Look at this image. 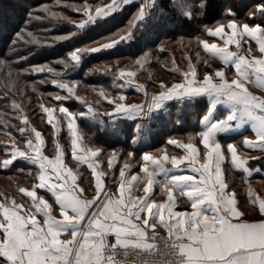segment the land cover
<instances>
[{"label": "snow or ice", "instance_id": "1", "mask_svg": "<svg viewBox=\"0 0 264 264\" xmlns=\"http://www.w3.org/2000/svg\"><path fill=\"white\" fill-rule=\"evenodd\" d=\"M60 2L57 0V4ZM130 2L82 0L80 4L65 3V7L81 14L78 21L44 5L29 9L25 29L32 20L42 18L71 24L72 31L45 41L51 47L58 42L74 40L106 22ZM170 4L183 19L193 18V6L187 0H170ZM203 7L201 4L200 8ZM157 9L161 13L164 11L158 0H144L124 28L74 47L54 62L29 65L16 73L17 76L45 74L44 79L31 83L34 94L38 93V84L50 83L59 90L47 94L58 105L54 103L49 107L41 103L39 107L53 127L56 123L67 122L72 136V156L77 162L87 163L95 178L94 187L91 183L85 186L78 183L79 163L76 170L65 164L59 145L54 158L45 155L42 133L30 125L28 115L24 114V104L16 99L17 94H27L11 75L5 82L6 90L0 94V109L11 107L20 125L3 119V111H0V123L5 131L14 128L24 147L18 146L17 138L7 131L8 141H0V169L8 170L15 162L24 161L35 171L28 169L31 186H20L16 196L0 192V264H264V198L254 197L249 186L253 211L259 213L258 218L250 219L241 209L235 190H230L231 182L226 179L223 168L229 156L231 167L246 174L261 171L260 162H264V154L253 157L257 168L249 169V158L240 155L238 149V145H242L264 153V95L249 90V86L264 90V0L249 8L243 19L229 7L225 15L231 18L226 23L218 22L214 27L205 25L203 30L219 38L221 43L194 37L207 58L218 59L224 67L204 72L201 79L197 64L207 63V59L197 53V62L194 64L189 59L187 70L174 69L182 77L179 82L167 86L161 81V90L152 94L146 103H124L122 93L118 102L101 88L98 97L110 102L111 111L100 113L77 95L79 81L67 79L87 57L111 53L118 46L131 43ZM36 11L45 13L46 17L34 15ZM249 20L259 22L250 24ZM25 29L15 34L17 40L24 39ZM26 35L31 38L30 43L40 44L32 32ZM101 40L105 42L100 43ZM253 41L258 49L255 55L252 54ZM160 51H164L162 45ZM26 59L18 57L16 62ZM151 59L148 51L137 57L135 64L143 68ZM226 68L234 69L231 78ZM135 75L129 66L119 68L113 74V83L119 77L125 81L121 88L134 85L143 90L144 85L131 79ZM144 94L148 97L147 92ZM44 95L39 92V96ZM73 98L84 105L83 110L73 112L66 106ZM198 99L207 101L205 112L199 118L201 131L189 134L187 143L171 137L166 142L181 149L180 156L169 155L161 149L143 151L138 162L140 171L134 172L131 161L135 152L129 150L117 178L115 171L109 176L97 170L100 157L107 151L103 145L81 147L83 138L77 131L80 120L92 122L101 137H119L121 121H134L129 145L135 147L153 116L159 110H166L168 102L176 101L183 106ZM96 103H100L99 98ZM248 129L254 137L243 135L241 141H230L226 146L220 142L221 137L230 138ZM201 155L203 159L199 158ZM122 156L124 149H111L107 168L113 170L114 162ZM106 178L114 188L107 187ZM157 188L165 198L156 199ZM89 192L94 195L89 196ZM54 209L58 214H54Z\"/></svg>", "mask_w": 264, "mask_h": 264}, {"label": "trees", "instance_id": "2", "mask_svg": "<svg viewBox=\"0 0 264 264\" xmlns=\"http://www.w3.org/2000/svg\"><path fill=\"white\" fill-rule=\"evenodd\" d=\"M81 2L82 0H61V2L57 4V0H0V61H5L4 64H0V94L6 90L4 87L5 82L11 75L13 79L18 81L24 93L27 94V96L17 94L16 99L18 102L24 104V114L28 115L29 123L32 124V127L35 126L42 130L49 139L52 136L53 128L47 122L46 114L42 112L39 105L41 103L45 106H52L54 103L58 105V102L54 101V99L47 94L59 90L50 83L45 85L38 84V93L34 94L31 89V83L44 79L45 74L22 73L17 76V71L27 68L29 65H42L46 62H54L57 58L64 57L66 53L74 47L86 44L89 40H95L98 36H104L106 33L124 28L128 25V22L133 19L141 3L134 2L128 4L111 19L96 27L90 28L88 31L78 35L74 40L58 42L51 47L47 46L45 41L50 42L53 37L72 31L71 24L65 21H56L51 18H42L39 20H32L25 29V21L29 9H39L41 6L47 5L53 11L63 12L73 20L78 21L81 14L64 5L65 3L80 4ZM89 2L107 3L108 0H89ZM158 2L164 9L165 15L161 16L159 14L160 10H155L151 14V19L145 24L143 30L137 32L135 39L131 43L118 46L111 53L93 54L87 57L76 72L71 73L70 76L67 77V79L79 81V93H89V87L100 86L101 81L105 83L113 82L112 76L98 72L97 70L90 72L89 70H91L93 65L99 67L102 62L118 61L119 59L127 58L136 60L137 57H141L149 49L152 50V56H154L155 51H158L162 58H170V56H172L170 47L177 44L182 45L181 47L179 46L178 51L182 53L183 56H186L188 52L192 55V51H196L199 47L194 37L204 35V26L212 25L217 21L225 11V8L231 7L235 9L238 18L243 19L244 13L249 8L254 7L259 0H187V2L193 6V18L191 20L183 19L171 7L170 0H160ZM201 4L204 5L203 9L200 8ZM34 15L46 17V14L41 11L34 12ZM248 22L257 23L259 21L249 20ZM21 29H25L24 39L17 40L15 34ZM27 32H32L39 38L40 44L37 45L34 42L30 43L29 40L31 38L26 35ZM14 40L16 41L15 43H13ZM186 44H193L194 47L191 46L187 49V46H185ZM161 45L163 48H167L166 51L156 49ZM18 57H27V59L17 63ZM149 63V65L146 64L149 70H147L145 66V69H142L141 73L138 75L139 78L143 76L144 79H147V71L151 73L156 71V67L152 64L151 60ZM184 64L182 66H184ZM53 66L57 68L60 67L58 64H53ZM151 69H153L154 72H152ZM159 69L166 75H174L171 66H165ZM150 76L152 82L149 81V83H147L145 80L146 86L148 88H154L156 87V84H154L155 80H153L154 74ZM175 77L179 78L178 76ZM111 87L112 92L115 93L117 87L115 85ZM39 92L45 95L39 96ZM61 94L63 95V92H61ZM125 95L128 101L131 98L136 100L142 98L134 89H130ZM69 102L70 101L66 102V106L71 111L77 112V106L74 104L68 105ZM79 108L83 110L81 107ZM186 108L185 106H179L178 103H174L168 112L169 114L166 113L160 122L148 124L147 128L141 134V140L135 147L129 145L130 133L133 130L134 121H121L122 134L119 137H101L97 134L96 128L92 125V122L80 120L79 123L87 133L91 134L92 137L98 141V143H103L106 149L122 148L124 150H134L136 153H142L145 150H150L159 146V144L166 140L168 135H172V133L184 132L189 128L195 127L190 123L191 119L189 115H186V113L191 114ZM0 111L5 113L3 119L10 120L12 124L17 126L20 125L17 113H15L11 107L0 109ZM183 115H186V117L183 118ZM177 121H179V124H177ZM7 131H10L12 135L17 138L16 140L21 142L19 133L16 132L14 128L9 127ZM7 131H5L3 123H0V141L5 139L8 140ZM144 134L147 138H143L142 135ZM29 168L34 170L32 165L24 161H17L14 163V167L8 170L0 169V192L14 195L19 180L28 177L27 172ZM21 170H23V172H21Z\"/></svg>", "mask_w": 264, "mask_h": 264}, {"label": "crops", "instance_id": "3", "mask_svg": "<svg viewBox=\"0 0 264 264\" xmlns=\"http://www.w3.org/2000/svg\"><path fill=\"white\" fill-rule=\"evenodd\" d=\"M140 1H142V0H131V2L129 4L134 3V2L140 3ZM158 1H160V0H158ZM226 9L227 8H225V10ZM159 14L161 16H163V15H165V12L163 11V13H161V11H160ZM230 18L231 17L225 15V11H224L221 14L220 18L217 21H215L212 25H209L208 27H214L218 22L219 23H226L227 20ZM248 23H250V22H248ZM255 23L256 22L250 23V24H255ZM226 31H228V30L226 29ZM203 34H204L203 36H199L200 39H207V40H209L210 43L213 40H215L217 43L222 42L219 40V38L209 36L205 31L203 32ZM251 43H252L253 49H254L252 54L253 55L258 54V49L255 46V42L253 41ZM198 45H199V47L197 49L198 51L196 50V53H199L201 57H204L205 59H207V63H204L203 61H201L200 63L197 64V71H198L200 78L202 79L204 72H214L215 69L222 68V67H224V65L218 59L207 58V56L203 50L202 45H200V44H198ZM233 48H234V46H233ZM195 58H197V54H196ZM183 67H185V65ZM180 69L184 70V68H180ZM187 69L188 68H186L185 70H187ZM225 71H226L228 78H231L233 73H234V69L226 68ZM181 78L182 77L180 75L179 78H177V81L179 82L181 80ZM129 90H130V88L127 87L123 93H126ZM135 90H137V89H135ZM249 90L252 91L254 94L264 95V90H260L254 86H249ZM158 92L159 91H155L154 89L149 88L148 89V97H146L144 94L143 98H141L140 100L139 99H137V100L135 99L132 101L124 100L123 102L124 103H135V104L146 103L152 94H156ZM174 103H177V102L176 101L168 102L167 109L166 110H159L158 114H155L153 116L151 123L156 124V123L160 122L163 119L164 115L170 111V108L172 107V105ZM179 106H181V105H179ZM183 106L187 107L186 109H188L191 112V114L186 113V115H189V117L191 119L190 123H192V125H194L195 127L189 128V129H187V131H184V132L172 133V135H168L166 140H164L162 143H160L159 146H157L153 149H150V150H145V151H154L155 152L156 149H161L162 151H166L169 155L175 154L177 156H180L183 154V151L181 149H179L176 146L168 145L166 142H167L168 138L171 137V138H175L179 141H182L184 143H187V142H189V140H188L189 134L199 133V131H201L199 118L205 112V109L207 107V101H206V99H198L197 101H195L192 104H185ZM57 111H58V108H57ZM55 114L56 113L54 112V115ZM186 115H183V118L186 117ZM177 124H179V123H177ZM50 125L53 128V133H52V136L50 139L47 138L45 133L40 131L44 137V140H45V148H44L45 155L49 156L50 158H54L56 155V146L59 145L61 147V150L64 152L65 164H67L73 170H76L77 169V163H79L80 179H78V183H80L81 186H85V185H88L91 183L92 186L94 187L95 178L91 174V169H89L87 167V163L83 162V161L77 162L75 160V158L72 156V142H71L72 136H71L70 130L67 127V122L64 121L62 124L56 123L57 127H53L52 124H50ZM77 131H78L79 135L83 138V142L81 143V147H84L85 145H87L89 147L94 148L96 146H101V144L103 145V143H101V144L98 143V141H96L92 137L91 134L87 133L85 131V129L81 126L79 121H78ZM243 135H249V136L254 137V134L251 132L250 129H248L246 131H243V132H240L236 135H233L230 138L221 137L220 142L226 146V144L230 141H237V142L241 141ZM142 136H143V138L144 137L147 138V136L145 134ZM193 142H196L200 148L203 147V145H199L198 141L194 140ZM103 147L105 148L104 145H103ZM111 149H113V148L106 149L107 151H106L105 156L100 157L101 162H100L97 170L98 171L103 170L104 172L108 173L109 176H111L112 171H115V175L118 178L119 177V167L122 166L124 158L126 157L128 150H124V156L118 158L117 161L114 162V169L109 170L107 168V156L110 155ZM238 149H239L240 155H242L243 157L249 158L248 168L249 169H256L257 168V162L251 158L260 156L264 153H261V151L258 149L254 150V149L244 148L242 145H238ZM132 151H134V150H132ZM77 154H79V152ZM199 158L203 159V156L201 155ZM139 161H141V152L140 153L135 152V156L131 161L132 164L134 165V167L131 169L132 171H134V172L140 171L139 166H138ZM223 168H224V173H225L226 179L231 182L230 190H232V189L235 190L236 195H237V200H238V203H239L241 209L246 211L249 214L250 219L258 218L259 217L258 211H253V207L251 205V201H250V198L248 195V188H249V186H251L254 197L259 196L261 198H264V162H260L261 171L253 172L251 174H246L245 172H243V170H238V169L231 167L230 156H229V159L225 162V164L223 165ZM33 171H35V169ZM106 185L109 188L115 187V185L112 184L111 180L108 178H106ZM17 186L18 187L16 188L13 196H16V194L18 192V188L20 186L30 187L31 182L28 179V177H24V178H21L19 180V183ZM41 191H43V190H41ZM155 191H156V199L157 200L165 198L164 195L159 192L158 188L155 189ZM138 194H142V193H138ZM88 195L89 196L94 195V192H89ZM257 208H258V205H257ZM54 214H58V211H56L55 209H54Z\"/></svg>", "mask_w": 264, "mask_h": 264}, {"label": "rangeland", "instance_id": "4", "mask_svg": "<svg viewBox=\"0 0 264 264\" xmlns=\"http://www.w3.org/2000/svg\"><path fill=\"white\" fill-rule=\"evenodd\" d=\"M140 2H144V0L140 1ZM199 5V4H197ZM201 36V35H199ZM203 36V35H202ZM105 41H100V43H103ZM179 46L181 47L182 45L181 44H177V45H173L172 47H170L171 49V53H172V56H170V58H162L158 51H155L154 52V56H152L151 54V49H149L148 51H150V54L152 56V59H151V62L153 65H155L156 67V71L154 72L153 69L152 72L154 73H151L150 71H147L146 74H147V79H144L143 76H141V78H139V74L141 73L142 69H145V66L146 64H148L150 61H148L145 66L143 68H141L139 65H136L135 64V60H132L131 58H127V59H119L118 61L116 60H113V61H110V62H102L101 65L98 67L97 65H93L91 67V70L92 69H95L97 70L98 72H101V73H104L106 75H109V76H112L113 77V74L117 73L118 72V69L119 68H124L125 66H129L130 67V70L132 71H135L136 72V75L134 77H132L131 79L135 80L136 84H140V85H144V89L141 90V89H138L136 88L134 85H128L126 87H123L121 88L120 86L123 85L125 83V81L119 77H116V81H115V84L113 82L111 83H105V82H102L101 81V85L100 86H90L89 89V93H79L78 90H80L79 88V83L77 85V88H76V93L77 95H80L82 96L84 99H86L88 102H90L93 106L94 109H96L97 111H99L100 113H104V112H110L111 111V106H110V102L108 100H104L102 97H98V93L99 91L101 90V88H103L106 92L107 95H110L111 97H113L114 99H117V101L119 102L118 100V97L119 95L122 93L124 96L125 93H123L127 87H129L130 89H137L136 91L141 95V97L143 98L144 96V93L147 92L148 93V87L146 86V82L149 83L152 82L151 80V74H154V78L153 80H155L154 84H156V87L154 88H151V89H154L155 91H160L161 88L159 86L160 82L163 81L165 85L167 86H170L172 83L174 82H178L177 81V78L175 76H180L179 73L175 72L174 69L175 68H184V70L186 68H188V60L191 59V61L195 64L197 62V58L196 57V51L193 50L192 52V55H190V53L188 52V54L186 56H183L182 53H179ZM185 46H187V49H189L191 46H193V44H186ZM156 49H160V46H158ZM167 48H164V50L166 51ZM147 51V52H148ZM195 51V52H194ZM157 57L159 59H157ZM184 61H185V64H184ZM150 64V63H149ZM148 64V65H149ZM185 65V67H183L182 65ZM148 65L146 66L147 70H149L148 68ZM172 67L173 69V74L172 76H169V75H166L162 70H160L159 68H162V67ZM107 67V72L105 71ZM102 77V76H100ZM153 77V76H152ZM146 80V82H145ZM116 86L117 87V91H115V93L112 92L111 90V86ZM64 94V93H63ZM97 98L100 99V103H96V100ZM127 97H125L124 100H126ZM130 101L132 100H135L134 98H131L129 99ZM69 104L68 105H72L74 104L75 106H77V109L76 111L79 112L81 111L79 107H81L82 109H84V105H82L79 101H76L74 98L69 100ZM128 101V100H126ZM72 102V103H71ZM53 106V105H52ZM51 107V106H49ZM32 126V124H30ZM35 127V126H33ZM55 127H57V125H55ZM36 128V127H35ZM37 130L41 131L39 128H36ZM4 142H7L8 140H3ZM16 143L18 146L20 147H24L23 143L22 142H19L18 140H16Z\"/></svg>", "mask_w": 264, "mask_h": 264}]
</instances>
